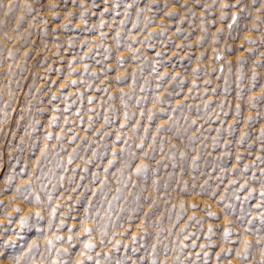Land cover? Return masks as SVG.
Returning <instances> with one entry per match:
<instances>
[{"label":"rangeland","instance_id":"374dc122","mask_svg":"<svg viewBox=\"0 0 264 264\" xmlns=\"http://www.w3.org/2000/svg\"><path fill=\"white\" fill-rule=\"evenodd\" d=\"M0 264H264V0H0Z\"/></svg>","mask_w":264,"mask_h":264},{"label":"snow or ice","instance_id":"6c2138e0","mask_svg":"<svg viewBox=\"0 0 264 264\" xmlns=\"http://www.w3.org/2000/svg\"><path fill=\"white\" fill-rule=\"evenodd\" d=\"M90 247V246H89Z\"/></svg>","mask_w":264,"mask_h":264}]
</instances>
